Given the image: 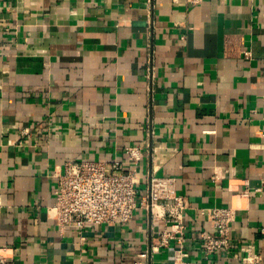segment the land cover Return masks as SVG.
I'll return each instance as SVG.
<instances>
[{
	"label": "crops",
	"instance_id": "obj_1",
	"mask_svg": "<svg viewBox=\"0 0 264 264\" xmlns=\"http://www.w3.org/2000/svg\"><path fill=\"white\" fill-rule=\"evenodd\" d=\"M127 145H148L140 163ZM83 159L126 162L142 192L172 178L191 264H241L248 241L264 255V0H0V248L18 264H173L175 241L150 251L151 207L84 242L59 233L54 172ZM228 205L234 247L207 257L201 210Z\"/></svg>",
	"mask_w": 264,
	"mask_h": 264
},
{
	"label": "built area",
	"instance_id": "obj_2",
	"mask_svg": "<svg viewBox=\"0 0 264 264\" xmlns=\"http://www.w3.org/2000/svg\"><path fill=\"white\" fill-rule=\"evenodd\" d=\"M244 54L248 58L252 55L249 50ZM146 146L127 145L124 151L127 161L140 163ZM54 176L57 182L55 201L47 207V214L56 222L61 235L73 231L84 242L89 228L102 223L127 222L139 206L151 207L155 218L163 220V226L152 237L150 251H159L175 241L179 249L173 256V264H191L189 253L183 247L188 231L186 200L172 178L154 176L150 186L142 192L138 187L137 171L128 169L126 162L118 159L66 161ZM201 213L212 223V230L200 234L203 253L207 257L230 253L234 247L232 225L237 218V207L212 206L202 209ZM260 232L264 235V226ZM243 244L241 264H264V255L255 251L253 242ZM0 264L18 263L0 248Z\"/></svg>",
	"mask_w": 264,
	"mask_h": 264
}]
</instances>
